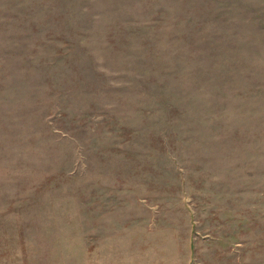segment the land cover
<instances>
[{
	"label": "rangeland",
	"instance_id": "rangeland-1",
	"mask_svg": "<svg viewBox=\"0 0 264 264\" xmlns=\"http://www.w3.org/2000/svg\"><path fill=\"white\" fill-rule=\"evenodd\" d=\"M0 264H264V0H0Z\"/></svg>",
	"mask_w": 264,
	"mask_h": 264
}]
</instances>
